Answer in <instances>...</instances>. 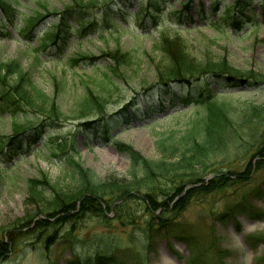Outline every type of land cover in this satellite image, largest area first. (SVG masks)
<instances>
[{
  "label": "trees",
  "instance_id": "1",
  "mask_svg": "<svg viewBox=\"0 0 264 264\" xmlns=\"http://www.w3.org/2000/svg\"><path fill=\"white\" fill-rule=\"evenodd\" d=\"M70 1L58 13L56 23L42 34L38 43L41 49L58 47L60 54L73 33L79 34L77 39L80 40L90 37V33L95 34L96 25L100 22L109 27L118 25L124 13L122 6L132 0ZM137 1V11L132 15L138 25L150 29L146 34L158 30L159 36L167 42L170 40L166 37V31L171 29L178 33L202 22L210 26L225 24L233 30L256 25L253 17L247 15L249 11L255 14L251 8L253 3L259 5L261 21L264 23V0H208V12L204 9V0H175L176 3L174 0ZM10 3L20 4L18 0H0L3 16L0 18V35L10 36L5 27L18 14L11 9ZM35 6L31 10L32 15L25 19L27 31L22 35L24 38L29 37L47 16L55 14L47 11L41 14L38 10L44 6L41 0H35ZM165 11L169 13L165 14ZM165 46L163 43L157 45L162 50ZM177 48H166V66H157L153 80L141 83L143 86L140 90L135 91L122 108L111 113L96 112V106L106 102L105 97L86 89L78 102L75 117H95L93 121L82 124L85 126L83 133L87 138L97 135L106 140L116 128L131 122H143L153 110L191 104L192 119L185 126L180 139L174 140L173 133L176 130L170 129L168 143L162 139L156 142L158 149L171 156L150 160L141 156L132 146L124 145L122 150L131 166L129 176L96 179L89 169L74 160L72 154H68L66 143L59 142L55 149H49L48 154L55 158L65 157L64 162H68L71 167L70 176L74 185L66 188L46 175L29 179L25 204L30 207V211L16 219L13 228L31 227V233H44L49 227L66 224H74L77 228L79 223L89 218L103 220L106 225L110 223L107 214L111 213L112 220L139 230L146 243L156 238L175 237L194 246L190 232L179 220L191 202H199L204 197L228 188L237 187L239 190L249 186L248 191L240 193L239 200L224 203L216 216L220 220H227L242 214L250 216L260 213L248 199L264 195V187L253 183V180H264V103L235 102L226 98L231 93L224 90L243 88L246 91H264V71L238 68L224 55L215 59L204 53L201 58H194L183 46L178 45ZM131 52L115 49L101 55L109 57L119 71L133 59ZM97 60L98 57L81 56L70 59V62L73 66L82 61L94 65ZM112 68L106 76L115 84L113 79L121 81L123 77L122 73L118 74ZM53 100L33 84L29 72L22 69L17 60L0 62V114H5L1 118L10 120V134H0V154H15L21 143H38L47 128H54L59 121L70 119ZM28 113L33 119L26 117ZM37 151H33L34 154ZM240 165L242 167L238 169ZM12 167L11 164L8 166ZM135 201L142 202L144 217H148L142 224L129 211V204ZM15 236L6 232L5 239L0 237V260L7 258L18 243ZM59 237L51 241L52 235L46 236L45 247L48 248ZM120 248L118 244L104 242L97 244L95 251L85 257L78 251H72L67 264H122L123 256L132 257L134 252ZM198 250L192 262L199 261L201 255L212 260L223 256L213 237H208Z\"/></svg>",
  "mask_w": 264,
  "mask_h": 264
},
{
  "label": "rangeland",
  "instance_id": "2",
  "mask_svg": "<svg viewBox=\"0 0 264 264\" xmlns=\"http://www.w3.org/2000/svg\"><path fill=\"white\" fill-rule=\"evenodd\" d=\"M18 1L20 4L10 3V7L19 14L12 17L11 23L8 22L5 27L11 35H0V62L17 60L21 68L29 72L33 84L49 98H53L63 114L70 119L66 117L67 119L59 121L54 128H47L38 143H21L15 154H0V237L5 239L7 232L18 238V243L7 258L0 260V264H67L72 251H78L85 257L95 251L97 244L104 242L118 244L121 248L134 252L132 257L123 253L122 264H264V195L258 198L251 196L248 199L261 214H242L227 220H220L216 216L224 203L239 200L240 193L248 191L249 186L239 190L237 187L228 188L188 205L179 220L190 232L194 246L175 237L156 238L151 243H146L139 230L130 225L122 226L118 221L112 220L111 213L107 214L110 223L106 225L103 220L89 218L79 223L77 228L74 224H66L49 227L44 233H31V227L13 228V222L30 211V207L25 204L26 184L29 179L46 175L66 188L74 185L70 176L71 167L68 162H64L65 157L55 158L48 154L49 149H55L59 142H65L68 154H72L74 160L89 169L96 179L127 178L131 166L122 146H132L141 156L150 160L171 156L158 149L156 142L162 139L168 143L170 129L176 130L173 139H180L185 126L192 119L191 104L166 106L163 110L152 111L143 122H131L129 125L124 124L122 128H116L106 140L97 135L87 138L83 133L85 126L82 124L93 121L95 117L75 118L78 102L85 95L86 89L105 97L106 102L102 106L97 105L96 112H115L131 99L135 91L140 90L143 86L141 83H150L153 80L157 66H166V48H177L178 45L183 46L194 58H201L204 53L215 59L224 55L238 68L264 71V23L261 21L259 5L252 4L254 15L251 11L247 12L257 22L256 25L233 30L225 24L210 26L202 22L188 26L187 30H180L178 33L171 29L166 31V37L170 40L167 42L159 36L158 30L146 34L150 29H143L138 25L132 14L137 11L139 3L132 0L122 6L124 13L118 25L109 27L100 22L96 25L95 34L90 33L89 38L82 37L80 40H77L75 32L59 54L58 47L41 49L38 43L42 34L56 23L58 13L71 1L41 0L44 6L38 9L39 12L55 14L47 16L27 38L22 36L27 31L24 26L25 19L32 15L31 10L36 7L35 0ZM203 5L208 12V0H204ZM160 43L166 45L164 50L157 47ZM115 49L122 52L132 51L133 54L131 62L119 71L109 57L101 55ZM81 56L98 57L99 60L94 65L82 61L73 66L70 59ZM110 68L118 74L122 73L121 81L113 79L115 84L110 82L106 76ZM7 80L12 81L11 78ZM224 91L231 93L226 98L235 102L264 103L263 90L226 88ZM3 116L5 114H0V134L9 135L10 120L1 118ZM26 117L32 118L29 113ZM150 121L151 124L146 125ZM39 147L41 149L37 151ZM33 151L37 152L32 154ZM10 164L13 165L12 168H8ZM241 165L237 166L238 169H241ZM253 183L264 187V180H253ZM129 205V211L134 213L138 223L142 224L148 219L147 216L144 217L141 201ZM3 231L6 232L2 234ZM49 235H52L51 241L62 237L46 248L45 238ZM208 237L216 239L222 258L212 260L201 255L199 261L192 262L193 256L199 253L198 248L204 245Z\"/></svg>",
  "mask_w": 264,
  "mask_h": 264
}]
</instances>
